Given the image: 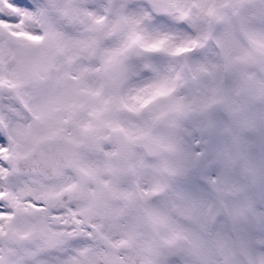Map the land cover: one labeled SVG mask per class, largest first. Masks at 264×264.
I'll use <instances>...</instances> for the list:
<instances>
[{
  "label": "snow or ice",
  "instance_id": "1",
  "mask_svg": "<svg viewBox=\"0 0 264 264\" xmlns=\"http://www.w3.org/2000/svg\"><path fill=\"white\" fill-rule=\"evenodd\" d=\"M0 264H264V0H0Z\"/></svg>",
  "mask_w": 264,
  "mask_h": 264
}]
</instances>
